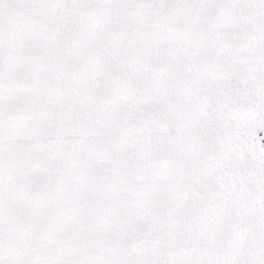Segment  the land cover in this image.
I'll list each match as a JSON object with an SVG mask.
<instances>
[{"label": "snow or ice", "instance_id": "obj_1", "mask_svg": "<svg viewBox=\"0 0 264 264\" xmlns=\"http://www.w3.org/2000/svg\"><path fill=\"white\" fill-rule=\"evenodd\" d=\"M0 264H264V0H0Z\"/></svg>", "mask_w": 264, "mask_h": 264}]
</instances>
